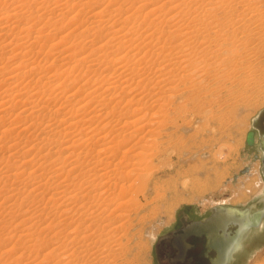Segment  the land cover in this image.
<instances>
[{
    "label": "rangeland",
    "instance_id": "rangeland-1",
    "mask_svg": "<svg viewBox=\"0 0 264 264\" xmlns=\"http://www.w3.org/2000/svg\"><path fill=\"white\" fill-rule=\"evenodd\" d=\"M50 1L51 0H47V2L45 3V7H47L48 9L45 8L44 10L41 11L38 5L40 0H28V4L30 6V8L28 9L32 10L35 13L33 15H30L32 19L28 18L30 16L23 17V19L21 18L17 22L18 24L14 21L15 18L12 16H9L7 14L4 15L3 17L0 16V27L1 25L3 26V24H1L2 22L4 23V26L6 27L11 26L10 28H12V30L10 28L6 29V27L2 28L1 32L3 31V29L5 31H3L0 35V40L2 41L3 40L9 41L11 39L13 41L10 44H7V42L5 41H3V43L0 42L1 45L3 44L8 45V46H4L5 48L2 46V51L0 53V58L2 57L1 61H5V64L3 62L2 63L5 65V67L7 66V72H5V75L14 74L15 71L13 69L19 68L17 66L23 60H27V61L33 60L35 62V63L33 62V65L34 64L36 65V63L38 62L37 64H39V68H40L39 70L37 69L38 71L37 70L32 71L30 74L24 76L23 78L21 77L22 79L19 78L20 80H24V81L17 80L13 86H15L16 89H19L18 86L16 87V84L22 83L23 85H26L25 83H27L28 81L27 79L31 80L32 83H35L36 81L37 84L40 83L43 84L44 81L46 83L48 82L47 84L45 83V85L43 84L44 85L43 89H45V93L43 94V97L40 94H38L37 100H32L33 98L31 100L30 99L26 100L28 98L27 93L20 95V97L19 96L16 97L17 100L16 99L14 100L13 102L14 104H11V107L8 108V109L11 108L10 110H12L9 116L6 115L2 117V114L0 113L1 114L0 144L1 143L8 145L10 143L15 144L17 145V150L20 149L19 151L21 153L24 152L21 155L18 152L19 155L17 157H10L12 158L11 160L10 158L9 159L7 158L8 154L10 155L9 152H5L6 154L2 153L3 156L0 154L2 156L0 157L1 158L0 166L2 162L4 163L5 159H8L10 163L13 165L14 163L15 165H21L22 164L21 162L25 160L26 162L27 161L31 162L28 164H25L24 162L23 166L25 167L24 168L25 170H23V173L15 181L16 183L12 184L13 187L12 189H14L12 190V192L9 189L0 190V264H37V263L55 264L58 262L59 259L60 261L62 260L68 261L70 258H68L67 256L64 258L63 256L66 255L64 253H67L66 251H69L67 255L75 254L77 251L76 250L77 246L75 245L79 244L76 243V241L74 240L76 238H73L72 234L70 233V231L74 228V226H78L77 225L78 222H81L82 228L80 227V229L82 234L81 236L83 238L80 236L77 242L80 241L81 238H82L81 240L85 242L84 235L91 234L92 236H94L93 241L95 242L97 240V242L110 241L114 243V244L112 243L113 246L111 245V243H109V245L113 247L111 248L114 251H116V252L113 251V255H114L113 257L116 258L114 259L113 257L111 258L110 261L111 264H156L154 249L155 246H157L160 243L157 242L156 240L157 238H159L160 235L164 234L166 230H169V226L170 224H172L174 217H177V215H179L181 211H187L189 213V217L191 218L199 217L200 215L198 216L197 213L199 212V214L201 215L207 213V211L211 207L210 204L213 201L220 202L221 200L227 199V201L231 200V203L235 204L237 203L236 201L242 198L243 199L247 198L248 196L247 194H249L247 192L246 193L243 192L244 190H242V181L246 183L245 190H247L246 187L250 188L253 178L251 177L249 180H246V178L242 176V171L246 169V166L248 165L250 167L252 166L250 161L253 160L251 158H253L254 156L260 157L259 152H257L259 147L256 146V144L253 145V143L250 145L245 144V141L247 139V135L250 132L252 133L253 136V130L248 131L251 122H253L256 118L257 119L259 118V122L262 120H263L262 122H264V35L261 38H259V34L256 35L251 34V36H249L246 33H243L242 37L235 38L236 42L233 45H231L230 48L227 49L228 51L229 49H237L238 51V52L236 51L237 53H233V54L225 53L226 50H224L218 52V54L215 56L213 55L214 57L212 56V58L208 57L207 61H206V57L204 56L205 51L199 52L201 50L199 48L200 49L199 51L197 50L194 53L190 54L189 55L190 57L187 56L191 61L195 59L192 62L194 63L193 64L194 68H195V64L197 63L196 64L197 66L195 68L197 70L196 72L189 69V67H191L189 65L191 61H189L185 56L186 53L188 52V50H185V52H183L182 54H176L177 51L165 53L166 55L165 59L169 58L170 60H172V62L173 61L175 62L176 60V64L178 66L177 65L168 66V64L166 65L167 63L166 61H161V59L157 58L156 62L154 61V64H152L151 67L149 66L150 63L148 62L149 64H147V66L149 67L146 68L145 70H141L143 72L136 71L138 67L134 65L135 66L133 67L134 70H131L129 72L130 74L128 75L130 76V79L132 77V80H125V75L127 72H122L121 69H116L117 65L111 64L107 66V68L109 69L106 68L107 73L106 71H103L102 73H104L105 75L103 74V77H100L102 73L99 75V73L97 72L98 70L96 69L100 65L101 66L99 68L103 67L102 65L104 64H102V62L101 64L99 62H96L95 64L90 65V63L86 61L79 65L76 63L77 56H79L77 55V53L80 50H84V52L86 51L88 53V55H86L85 53L84 56H89V58H91L95 51H99V54H101L106 50L105 51L106 55L107 53H110V51L112 52L109 54V56L113 55V53L115 52V50H117L119 46L110 43L112 41L113 42L115 41V40H111L113 39L112 38L113 34H111V32L115 30L117 26L121 27L120 25L124 23L125 25L122 26L125 27V31H126L130 27L131 28L133 27V24L131 22L135 20L136 22L135 24H141L139 27V32L142 34V36H144L145 34H147L148 30H150L152 26L158 21V19L153 20V18L155 17L154 14L161 10L159 8V11L158 10L154 11L152 15L149 13V15L152 16L151 18L150 16L144 18L142 15L143 12L144 13L147 12L149 8L151 9L156 4L163 6L164 9L162 11L166 12L167 11L166 9L168 7H171V4L175 3V1L177 0H144L148 4H146L143 8L142 7L138 8L140 7V5L142 6L143 4H145V2L144 1L141 2V0H90V1L62 0L63 2L61 0H59L58 2L57 0L55 1L52 0L51 2ZM60 1L61 4L59 3ZM189 1L190 0H185L184 2L190 4L192 0L190 2ZM194 1L196 5L204 7V4H206L208 0L206 1L194 0ZM138 2H141V4H138ZM57 4H59L60 6ZM136 4L138 5V7ZM182 6H179L178 10L184 9ZM9 8H11V6L8 7L7 4H3V1L1 2V6H0L1 11L9 10ZM24 8L25 7H23L22 12L23 10H25ZM138 9L140 11H138ZM27 12L29 11H26L25 13L23 12L24 15L25 14L27 15ZM217 12L219 13L220 11L218 10ZM134 13H136L135 14L136 16H134ZM196 13L201 14L202 12L200 11ZM187 20L188 19H185V21L181 20L177 22L176 25L182 24L185 26L186 23H188ZM30 21L31 22L34 21V22L31 23ZM175 21L177 20L174 19V21L172 22L167 21L166 22L167 24L163 23L164 25L167 26L166 27L163 25V29H164L163 33L166 34L168 37L166 36L165 37L166 39L165 38L162 39H164L165 42H167L166 44L167 48L169 47L171 48V45L173 46V48H177V47L179 48L181 44H183V46H186L185 44L189 41L188 39L186 40V37L188 36L186 37L182 36L183 38H181L175 33L176 27L174 28L173 26H170ZM13 22H15V25L14 24L12 25ZM147 23L148 24L150 23L149 27H147L148 25L145 26ZM257 23H254L253 25L261 26L262 24L263 26L264 18L262 19L261 24L260 22ZM30 24L31 25L33 24V27H30L29 35L23 36L25 34L24 29L26 27L28 28ZM6 31L8 32L10 31V32L7 34ZM17 31L19 32V34ZM4 32L6 35L3 34ZM37 32L39 33L37 34ZM143 33L145 34L143 35ZM13 34L14 36L17 35L16 39H18L19 41L15 40ZM164 34L163 37L165 36ZM36 36H38L37 38L38 43L33 44L34 43L33 39ZM189 36L192 37V34H190ZM31 37H33V39H31ZM106 39H110V40H106ZM141 39L139 40L137 39V40L142 41ZM197 39L200 40L199 37H197ZM137 40L132 45L130 44V42L125 41L126 42L124 45L125 56H126L125 58H132L131 56L132 53L136 52L135 45L138 42ZM42 41L45 43H43ZM92 42L93 44H91ZM144 43L145 40L142 41V44ZM27 45L31 46L32 47L31 49L33 51L29 52L28 55L25 54L24 56L19 52L20 51L23 52L24 51L23 47L24 46L27 47ZM104 45L106 46L105 49L102 48L105 47ZM14 46L15 48L13 49ZM127 46L128 48L126 49ZM128 49L130 50V52ZM100 50L102 51L100 52ZM29 55L31 58L29 57ZM69 55L70 57H68ZM182 55L185 57H183ZM135 57L137 56H134V58ZM180 57L181 58L183 57V59L186 58L189 61L188 62L189 64L186 65L185 64L186 62H183V61H187L186 59L181 60V62H179ZM203 57L205 59H202ZM204 60L206 61V63ZM181 65L184 66V68ZM30 66H25L24 71H26ZM79 66L81 69H79ZM21 68H19V70ZM72 68L74 70H72ZM112 69L114 72L112 71ZM108 71H111L113 74ZM119 72H121L120 73L121 75L122 73H124L125 75L123 74L121 76ZM52 73L53 74L55 73L57 75L58 73H60V75L56 77L57 75L56 76L55 74L52 75ZM65 74H69L67 75L68 79L66 78L67 76L65 77ZM108 74L109 75L112 74L111 77H109L110 79L113 78V76L115 75L112 81L116 80V78L118 79L119 78L118 76H120L118 82L116 83L118 84L120 83L119 86L122 88V89L118 88L119 90H116V96L114 93V95L111 97V99L113 98L112 102L108 100L109 98H107L106 94L102 93V90L107 85H109L108 82L111 81V80L109 81L108 79L105 80L104 76L106 75L108 76ZM144 74L147 76L143 78ZM38 75H40L39 77L43 79H40ZM51 76L54 77L52 78ZM102 78L103 81L101 80ZM100 80L105 83L104 84L101 82V85L103 86L105 85L104 88L103 86L100 87ZM65 81L66 83H63ZM97 81L98 83L95 85L94 83H96ZM8 82H9L8 80H6L3 83L1 82L0 90H3ZM57 83L60 84L58 85ZM22 84H18L19 87L23 86ZM96 86H98L95 94L97 96L93 98V101L90 100L91 101L89 103L90 105L89 104L87 105L86 111H84L83 113L81 112L75 113V109H77L79 106V104L77 103L78 100H81L83 98L85 99L86 97L85 95L89 91V89L91 87L94 88ZM51 88H53L54 90L51 93V98L55 97L54 99L49 98L47 95V93H49L50 91L49 90L46 91V89H51ZM30 91L34 92L33 86L30 88ZM1 92L2 91H0V97H1ZM98 92L101 95H99ZM67 95H71V96H67ZM98 95L99 97L100 96L103 97H100L101 99H99ZM104 96L106 98H104ZM18 98L21 99L18 100ZM116 98L121 102V103L117 102L120 104L116 103V101H118ZM23 99L25 100V102H23ZM38 100L41 101L37 103L38 105L41 106L42 103L43 104L46 103L45 106L44 105L42 106L47 108H43L42 110L41 107L39 106L37 108L40 111L36 110V114L31 113L29 110L31 107L30 108L28 107L33 106L34 102H37ZM99 104L100 105L104 104V105L99 106ZM116 104H117V108L115 106ZM58 106L59 107L62 106V108L57 109ZM122 106H124V108ZM25 107L28 108V109L26 108V111L24 110ZM97 107H99L100 109ZM55 108L59 111L57 114L56 112H54ZM50 109L52 112L50 111ZM66 109L70 114L67 112ZM71 109L72 110L74 109L73 113ZM98 109H99V114L97 116H94V114L92 113H96V110ZM113 109L116 111H114ZM41 110L43 112H41ZM100 110L104 111L105 113L101 112ZM124 111H125V119L124 118L120 119V115L124 114ZM19 112H21L22 115L17 114ZM26 112L29 113L27 114ZM127 112L128 114L126 115ZM62 113L63 114L65 113V115H62ZM23 114L25 116H23ZM101 114L106 117L104 116L98 117L101 116ZM33 115H35L36 117ZM55 116H57L55 122H57V124L61 123L59 124L60 126H58L57 129L60 130L61 129L60 127L67 126L72 120L73 121L75 120V121H80L79 122L80 124L76 123V126L72 125L73 127L71 126L72 128L70 129L69 135L73 136L75 134H78L81 138L83 137L90 138L94 136L91 139L92 141L94 140L93 143L91 140L87 142L86 141L87 138L86 139L83 138L84 141L82 142L83 143L82 147L86 151L89 150L87 151L89 153H86L84 158L79 159L80 162H85L82 163V165L85 164V167L82 168V166H79L77 168L78 170L76 169L71 170L73 173L70 171V165H68L67 161L64 163L65 165H63L64 166L63 168L65 169L64 170L63 168H61L62 170L57 169L56 173L55 171L54 173H52L53 170L50 171L49 169L51 167L50 164H47V162L48 163L51 162L50 159H53V157H56L59 154V152L55 151V149L60 151V149L62 148L61 152L64 151L66 152V150H64L65 148H63V146L65 147V145L66 147L69 146L70 149H74V147L77 148L76 146L77 144H75V146L71 148L73 137L71 138V136L69 137L68 135L66 139L64 138L67 141H64L63 139L64 141L63 142L61 140L60 143L62 144L59 145L58 147L59 149L57 148L52 149L53 152L50 148H46V146L45 148L38 149L39 146H41L40 144L38 145L37 148V146L32 147L30 143V142L38 143V141L34 138L36 137L37 133L33 132V130H35V127H33L35 123L39 121L45 124L47 123L48 119H51L52 117ZM91 116L92 118L94 117L97 118L92 119ZM38 117L39 119H37ZM68 117H70V119ZM239 117L241 118V120ZM60 118H62V122H59ZM85 119L86 120L92 119V120L84 121ZM122 119H124L125 122H121L124 121ZM66 120H68L69 122ZM83 121L85 123H83ZM31 122L34 125L31 126L30 128ZM27 123L29 125H27ZM82 123L85 125H83ZM88 123H90V125ZM104 123L105 124L108 123V124L103 125ZM25 124L27 126H24ZM20 126L22 128L26 127V129H28L29 131L25 129L26 133L25 131L21 132L20 130L22 128ZM79 126L81 128L83 126L84 129H81ZM86 126H90V127L92 126L89 129L88 134L91 131L93 132L94 130V133L91 132L93 136L91 134L89 136H86L88 135L86 133L87 131ZM96 126L98 128V131H96L97 135L95 134V130H97ZM75 127L77 128L76 129L77 131L75 130ZM32 128L34 129L32 130ZM57 129H55L54 132V134L56 135L54 136L53 134L54 137L50 136L53 137V139H56L58 136V134L56 133L58 131ZM99 130L102 131V133L98 134ZM113 130H115L114 131L116 133V135L114 134L115 136L113 135L114 133ZM104 132L108 134L106 135L104 134ZM31 133L35 136H33ZM48 133L49 132H46L40 137L43 136L49 137ZM102 134L106 135L105 138L104 139L100 138V140H98L99 136H102ZM129 134H132L133 136L129 138L128 137L130 136ZM126 136L127 138H129L128 141L126 140ZM11 137L13 138L15 137L13 141L11 140L12 139ZM81 138L80 140H82ZM113 138H115V140ZM51 140L52 139H49V141ZM108 141H112L111 143L116 145H119V142H121V144L125 143V147H126L125 151L128 150L127 148H130L125 155L127 158L126 157H125L126 159L121 158L122 150H119V152L116 151L117 152L116 154L115 152H112L113 149H111L112 151L110 150L111 152L108 151L107 155H104L105 154L104 152L99 153L98 150L105 148L104 143ZM25 143H28V145L26 144L27 145L26 146ZM134 144L138 146L136 149L130 147L131 145ZM26 151H28V153L25 154ZM141 151L142 153L145 152L143 155L144 157L138 154V152ZM93 153H95L96 155ZM111 153H113V155ZM127 154H129L130 158H128L129 156ZM114 155L117 156L115 157ZM45 156L47 157L48 161L45 162L46 164H42L44 160L43 158H45ZM94 159H96V161H98L99 159V163L97 162L98 164H96L97 168L93 167V169L92 168L90 169V167L93 165V163L90 162H94ZM39 160L42 161L40 162ZM133 160L135 163L133 162ZM124 161H126V163ZM116 162H118L120 166L119 165L117 166ZM38 164L40 167L38 166ZM123 165L125 166L121 167ZM80 169L81 170L83 169L82 172ZM85 170H87L88 173ZM119 172H122L123 175L120 176L121 173ZM60 173L62 174V176ZM52 174H54L57 177L53 176ZM108 174L110 176L115 177V180L119 178L117 180L118 182L114 181V178L112 177L110 178ZM115 174L116 175L118 174V177H116ZM32 175L34 177H36L37 175L36 179H33L34 177H32ZM122 176L123 177L128 176V177L124 179ZM235 177L237 178L236 180H234ZM83 179L85 180L82 181ZM87 179L88 180L90 179L89 181L92 182L94 181L93 184L94 183L96 184L90 187L91 185L86 184L87 182H89ZM255 179L256 178H254V180ZM193 180L196 182L195 185L196 187L194 191L191 185L194 182ZM66 182H68L69 184ZM82 182L84 183L86 182V183L81 186L82 188H79L80 183ZM115 182L116 184L118 183V185H115ZM120 183L121 185L122 184L124 185V183L126 185V186L124 185V187H126L125 195L123 194L124 196H121L123 198L118 196V193L119 192L122 193L124 189L123 187L122 189H120V191H118V188L121 187ZM73 184H77L78 187ZM42 187H44V189ZM74 187L76 188L75 190H73ZM89 187L92 189H90ZM78 188H79L78 194L80 195V197L79 195L76 196L78 198V201L77 204L74 205L77 206L79 203L80 204L88 203L87 205H85L86 207H84L83 210H85V208H88L86 209V212L87 210H89L90 212L91 209H94L97 213L95 211L93 212V210L91 213L94 214V217L96 219L93 216H86L88 217V218L85 217L86 220L84 218V220L80 221L78 216L74 213L73 208L75 206H73V204L70 205L71 203L63 202L64 201L63 199H65V197L75 193V191H77ZM190 188H192L191 191ZM44 190L48 194L44 195L45 198H41L43 194L42 192H44ZM89 190H91L92 192ZM60 192H62V194ZM54 193L56 196L54 195ZM57 194H59L58 197ZM84 194L86 195L84 196ZM53 196L57 199L60 196L62 197L56 202L53 200L54 203L52 202L53 204L51 203L52 204L51 205L49 201L51 202L52 199H55ZM83 196L85 199L89 198V201L85 200ZM94 197L95 200H93ZM82 198L84 199V202H82L83 200ZM91 201L93 202V204L90 203ZM250 201H252V199ZM69 208L71 209L70 211L67 210ZM64 210H67L69 212H67V214L63 213L65 212ZM107 217H109L110 219ZM94 219L97 220V222ZM93 220L95 222H93ZM83 221H87L85 222V225L89 226V224H91L87 228L88 230L83 229V225H84L82 223ZM99 221H102L103 225L101 222L99 223ZM69 222L70 225L67 224ZM50 223L52 224L50 225ZM100 226L101 228L104 227L105 229H101ZM97 230L100 235H98V233H95L97 232ZM159 233L160 235L156 238V236ZM65 235L72 236V239L74 241L70 239L71 238L70 236H68V238L71 241L66 240V238L64 237ZM96 236H98L97 237L98 239L95 240ZM115 240L119 242H116ZM62 242L64 244L65 242L66 243L69 242L70 244L68 243V245L65 244L66 246L65 245L62 246L61 245L63 244ZM73 242L74 244H72ZM88 242L89 241L87 238L86 243ZM5 243L7 245H5ZM24 245L26 246L27 249L24 248L25 247ZM47 245L51 246L52 248ZM58 245H61L62 247H58ZM115 245H118L119 247ZM67 246H69L70 248ZM41 247H44L43 248L44 251L40 250ZM64 247H67L68 250H66ZM60 248L62 249L61 252H60ZM164 248L166 250L168 248L167 245H164ZM64 249L65 252H62L64 251ZM36 250L37 251L39 250L38 251L39 253ZM46 253L47 254L51 253L52 256L54 255L53 257L51 256L48 259V262L45 261L46 260L45 256H42L43 254L47 255ZM81 254L83 255V253ZM169 257L166 258L165 261L166 264L172 263L171 261H169ZM84 258L86 257L84 256ZM55 259L58 260L55 261ZM80 259L82 261V258H80L79 256L77 261L74 260L76 261V264L83 263V261L82 263L80 262ZM43 261H45V263H43ZM66 261L64 264H71V263L75 264L74 261L70 263L69 262L66 263ZM262 261H264V226L262 230L252 235V237H250L247 240V242H245L244 251L240 252L236 256L235 262L233 264H263L264 262L262 263ZM59 263L63 264V262L62 263L58 262L57 264Z\"/></svg>",
    "mask_w": 264,
    "mask_h": 264
},
{
    "label": "bare ground",
    "instance_id": "bare-ground-1",
    "mask_svg": "<svg viewBox=\"0 0 264 264\" xmlns=\"http://www.w3.org/2000/svg\"><path fill=\"white\" fill-rule=\"evenodd\" d=\"M3 1V4H7L8 5V7L9 6H11V8H9V10H5V11H1V9H0V16L1 17H3L4 15H9V16H12V17H14L15 18V22L17 23L21 18L23 19V17H27V16H30V15H33L35 12H33L32 10H30V9H28V8H30V6H29V4H28V0H0V6H1V2ZM52 1V0H51ZM50 1V2H51ZM55 1V0H54ZM53 1V2H54ZM59 0H57V2H58ZM62 1V0H61ZM61 1L59 2L60 4H61ZM90 1V0H89ZM144 0H141V2H143ZM179 0H177V1H175V3H173V4H171V7H168L166 10V12H163L162 10L164 9V7L163 6H161V5H154L151 9L149 8V10L147 11V12H143V17L144 18H147V16L149 17L150 16V18L152 17L151 15L153 14V12L154 11H156V10H158L159 11V8H160V10L161 11H159V12H157V13H155L154 15H155V17L153 18V20L154 19H158V21L152 26V28L150 29V30H148V32H147V34H145V33H143V35L144 36H142V34L139 32V27H140V25L141 24H135L136 22H135V20L134 21H132L131 23L133 24V27L131 28H129V29H127L126 31H125V27L124 26H122V25H125L124 23L122 24V25H120L121 27H119V26H117V28H115V30H110V31H112L111 32V34H113V36H112V38L113 39H111V40H115L114 42L112 41V42H110V43H113V45L114 44H116L117 46H119L118 48H117V50H115L114 48V50H115V52L113 53V55H110V56H112V57H110L109 56V54L112 52V51H110V53H107V55L105 54V51L103 52V53H101V54H99V51H95L94 53H93V56L91 57V58H89V56H84V54L86 53V55H88V53L85 51L84 52V50H80L78 53H77V55H79V56H77V59H76V63L77 64H82L83 62H88V63H90V65H93V64H95L96 62H99L100 64H101V62H102V64H104V65H102L103 67H101V68H99V67H97V69L96 70H98L97 72L99 73V75L103 72V71H106L107 69H109V68H107V66L108 65H111V64H115V65H117L116 67V69H121L122 70V72H127L126 73V75L124 74V73H122V75L124 74L125 75V80H132V77H131V79H130V76H128L130 73V71L131 70H134V68L133 67H135L134 65H136L138 68H137V70H136V68H135V70L136 71H141V70H145L146 68H148L149 66L151 67V65L152 64H154V61L156 62V59L157 58H159V59H161V61H166L165 63H166V65L168 64V66H171V65H177L176 64V60H175V62L173 61L172 62V60H170L169 58H167V59H165V53L166 52H174V51H177L176 52V54H182L183 52H185V50H188V52L186 53V55L185 54H183V55H185L186 57L188 56V57H190L189 55L190 54H192V53H194L195 51H199L200 49V51L199 52H201V51H205V57H206V61H207V58L209 57V58H212V56L214 55H217L218 54V52H221V51H224V50H226V52L225 53H231V54H233V53H237L238 51H237V49H229V51L227 50L228 48H230V46L231 45H233L235 42H236V39L235 38H240V37H242V35H243V33H246L247 35H249V36H251V34L252 35H256V34H259V38H261L263 35H264V28H263V26H262V24H261V22H262V19L264 18V0H208L207 2H206V4H204V7H201V6H199V5H196L195 4V1L194 0H190L189 2H190V4H188V3H185L183 0L182 1H179ZM206 1V0H205ZM30 2V1H29ZM32 2V1H31ZM38 2V1H37ZM47 2V0H40V2H39V8L41 9V11L42 10H44L45 8H47V7H45V3ZM63 2V1H62ZM141 2H138V4H141ZM145 2V1H144ZM55 3V2H54ZM53 3V4H54ZM70 3V2H69ZM150 3V2H149ZM153 3H154V1H153ZM168 3H171V2H168ZM68 4V3H67ZM71 4V3H70ZM146 4H148L147 2H145V4H143L142 6L140 5V7H138V5H137V7L138 8H143ZM161 4V3H160ZM162 4H164V3H162ZM182 4H183V6H182ZM56 5V4H55ZM54 5V6H55ZM57 5H59V4H57ZM91 5V4H90ZM151 5V4H150ZM202 5V4H201ZM4 6V5H3ZM47 6V5H46ZM60 6V5H59ZM67 6V5H66ZM179 6H182L184 9H181V10H178L179 8ZM23 7H25L24 9L26 10V11H29V12H27V15L25 14L24 15V13L26 12L25 10H23V12H22V9H23ZM26 7H27V9H26ZM63 7V6H62ZM136 7V8H137ZM34 8V7H33ZM38 8V9H39ZM7 9V8H6ZM48 9V8H47ZM84 9V8H83ZM37 10V9H36ZM128 10V9H127ZM178 10V11H177ZM220 11L219 13L217 12V11ZM68 11V10H67ZM93 11V10H92ZM91 11V12H92ZM138 11H140L139 9H138ZM146 11V10H145ZM202 12L201 14L200 13H196V12ZM128 12H130V11H128ZM137 12V11H136ZM142 12V11H141ZM162 12V13H161ZM174 12V13H173ZM133 13V12H132ZM149 13L151 14V15H149ZM136 13H134V16H136L135 15ZM126 15H127V13H126ZM125 15V16H126ZM130 15H131V13H130ZM141 15V16H142ZM94 16H96V15H94ZM98 16V15H97ZM115 17V16H114ZM28 18H31V16L30 17H28ZM129 18V17H128ZM140 18V17H139ZM176 18H178V19H176ZM1 19H3V18H1ZM32 19V18H31ZM101 19V18H100ZM134 19V18H133ZM174 19L175 20H177V21H175L172 25H170V26H173L174 28L176 27V30H175V33L178 35V36H180L181 38H183V37H186V36H188V37H186V40L188 39L189 41L185 44L186 46H183V44H181L180 46H179V48L177 47V48H173V46L171 45V48L169 47V48H167V46H166V44H167V42H165V40L164 39H162V38H165L167 35L166 34H164L163 33V31H164V29H163V23H166L167 21H174ZM185 19H188L187 21H188V23H186V25L184 26V25H182V24H179V25H176V23L177 22H179V21H185ZM30 20V19H29ZM28 20V21H29ZM43 20V19H42ZM109 20V19H108ZM107 20V21H108ZM127 20V19H126ZM139 20V19H138ZM46 21V20H45ZM5 22V21H4ZM15 22H13L12 23V25L14 24L15 25ZM31 22V21H30ZM29 22V23H30ZM32 22H34V21H32ZM31 22V23H32ZM129 22V21H128ZM155 22V21H154ZM257 22H260V24H261V26L259 25V26H254L253 24L254 23H257ZM131 23H129V24H131ZM181 23V22H180ZM184 23V22H183ZM1 24H3V26L1 25V27H0V35H1V33L3 32V31H5L4 29H3V31L1 32V29L2 28H4V27H6V26H4V23H2L1 22ZM5 24H7V23H5ZM18 24V23H17ZM109 24V23H108ZM167 24V23H166ZM185 24V23H184ZM258 24V23H257ZM148 25V26H147ZM168 25H169V23H168ZM251 25H253V26H251ZM102 26V25H101ZM128 26V25H127ZM132 26V25H131ZM145 26H147V27H149L150 26V23L148 24H146ZM164 26H166V25H164ZM11 27V26H10ZM10 27H6V29H9ZM30 27H33V24L31 25L30 24V26L27 28H25L24 29V32H25V34L23 35V36H28L29 35V31H30ZM35 27V26H34ZM80 27V26H79ZM95 27V26H94ZM147 27H145V28H147ZM167 27V26H166ZM14 28V27H13ZM42 28V27H41ZM40 28V29H41ZM128 28V27H127ZM11 30H12V28H10ZM33 29V28H32ZM35 29V28H34ZM55 29V28H54ZM10 30V31H11ZM142 30V29H141ZM9 31V32H10ZM18 31H19V29H18ZM17 31V32H18ZM21 31V30H20ZM35 31V30H34ZM59 31V30H58ZM150 31V32H149ZM7 32V34L9 33L8 31H6ZM14 32V31H13ZM139 32V33H138ZM12 33V32H11ZM16 33V32H15ZM39 32H37V34H38ZM42 33V32H41ZM72 33V32H71ZM3 34H5V32L3 33ZM17 34V33H16ZM18 34H19V32H18ZM17 34V35H18ZM163 34L165 35L164 37H163ZM175 34V35H176ZM190 34H192V37H190L189 35ZM6 35V34H5ZM4 35V36H5ZM17 35L16 36H14V34H13V36L15 37V40H17V41H19L18 39H16L17 38ZM36 35V34H35ZM137 35V36H136ZM172 35V34H171ZM176 35V36H177ZM19 36V35H18ZM183 36V37H182ZM111 37V36H110ZM141 37H142V39H141ZM168 37V36H167ZM169 37H170V34H169ZM197 37H199V39L200 40H198L197 39ZM23 38V37H22ZM27 38V37H26ZM37 38H38V36H36V37H34V39H33V37H31V39H33V44H37L38 43V40H37ZM106 38H108V37H106ZM7 39V38H6ZM59 39H60V37H59ZM139 39H141L142 41L143 40H145V43L144 44H142V41H138ZM166 39V38H165ZM179 39V38H178ZM9 40V39H8ZM40 40H42V39H40ZM85 40V39H84ZM88 40V39H87ZM106 40H110V39H106ZM136 40L138 41L137 42V44L135 45L136 46V52H134V53H132V58H125L126 56H125V49H124V45H125V43L126 42H130V44L132 45V44H134L135 42H136ZM174 40H176V39H174ZM3 41H5V40H3ZM3 41L2 40H0V42H2L3 43ZM30 41V40H29ZM126 41V42H125ZM5 42H7V44H10L11 42H13L12 41V39L11 40H9V41H5ZM32 42V41H31ZM43 42V41H42ZM106 42V41H105ZM184 42V41H183ZM16 43V42H15ZM43 43H45V42H43ZM104 43V42H103ZM14 44V43H13ZM12 44V45H13ZM17 44V43H16ZM19 44V43H18ZM91 44H93V42L91 43ZM105 44V43H104ZM107 44V43H106ZM129 44V45H130ZM168 44H169V42H168ZM175 44V43H174ZM207 44V45H206ZM0 45H1V43H0ZM100 45V44H99ZM150 45V46H149ZM2 46L4 47V46H8V45H6V44H3V45H1L0 46V53H1V51H2ZM34 46V45H33ZM103 46V45H102ZM105 46V45H104ZM110 46V45H109ZM148 46V47H147ZM177 46V45H176ZM25 47V48H24ZM23 47V49H24V51L23 52H19L20 54H23L24 56H25V54H27L28 55V53L29 52H31V51H33L31 48V46H29V45H27V47L26 46H24ZM35 47V46H34ZM39 47V46H38ZM43 47H45V46H43ZM54 47H55V45H54ZM68 47V46H67ZM99 47H101V46H99ZM98 47V48H99ZM113 47V46H112ZM133 47V46H132ZM5 48V47H4ZM15 48V46L13 47V49ZM22 48V47H21ZM40 48V47H39ZM79 48V47H78ZM89 48V47H88ZM102 48H106V46L105 47H102ZM116 48V47H115ZM128 48V46L126 47V49ZM200 48V49H199ZM51 49V48H50ZM68 49V48H67ZM90 49V48H89ZM96 49V48H95ZM95 49H93V50H95ZM100 49V48H99ZM103 49V50H104ZM169 51H168V50ZM174 49H176V50H174ZM10 50H12V49H10ZM88 50V49H87ZM111 50V49H110ZM129 50V49H128ZM17 51V50H16ZM15 51V52H16ZM50 51V50H49ZM48 51V52H49ZM102 50H100V52H101ZM228 51V52H227ZM237 51V52H236ZM91 52V51H90ZM89 52V53H90ZM129 52H130V50H129ZM203 53V52H202ZM13 54V53H12ZM35 54V53H34ZM129 54V53H128ZM134 54V55H133ZM170 54V53H169ZM174 54V53H173ZM196 54V53H195ZM199 54V53H198ZM22 55V56H23ZM64 55H67V54H64ZM182 55V56H183ZM14 56V55H13ZM17 56V55H16ZM35 56H37V55H35ZM114 56V57H113ZM134 56H137V57H135L134 58ZM161 56V57H160ZM185 56H183V57H185ZM213 56V57H214ZM29 57H30V55H29ZM41 57V56H40ZM68 57H70V55L68 56ZM101 57H103V58H101ZM183 57L181 58L180 57V61L179 62H181V60H185V59H183ZM187 57V59L189 60V58ZM25 58H27V57H25ZM31 58V57H30ZM177 58H179V57H177ZM1 59H2V57L0 58V83L2 82H5L6 80H8L9 82L7 83V85H5V87H4V89L3 90H0V91H2L1 92V97H0V113L2 114V117L3 116H6V115H8L9 116V114H11V111L12 110H10V109H8L9 107H11V104H14L13 102H14V100L16 99L17 100V98L16 97H20V95H23V94H28V98L26 99V100H28V99H32V100H37V96H38V94H40L42 97H43V94L45 93V89H43L44 87V85H45V81L43 82V84H37L36 83V81H35V83H32L31 82V80H29V79H27L28 81H27V83H25L26 85H23L22 83H17L16 84V87L18 86V88L19 89H16L15 88V86H13L15 83H16V81L17 80H19V81H24V80H20V79H22L24 76H26V75H28V74H30L32 71H35V70H39L40 68H39V64H37L38 62V60L36 61L37 63H36V65L34 64L33 65V60L32 61H27V60H23V61H21V63L20 64H18V66L17 67H19V68H21L20 70H19V68H15V69H13L14 71H15V73L14 74H12V75H5V72H7V66L5 67V61H1ZM5 59V58H4ZM3 59V60H4ZM44 59V58H43ZM42 59V60H43ZM71 59V58H70ZM171 59H173V58H171ZM186 59V60H187ZM197 59V58H196ZM202 59H205L204 57L202 58ZM6 60V59H5ZM10 60V59H9ZM30 60V59H29ZM46 60V59H45ZM44 60V61H45ZM133 60V61H132ZM183 61V62H186L185 64L187 65V64H189L188 62L189 61H191V60H189V61ZM193 60H195V59H193ZM192 60V61H193ZM48 61V60H47ZM178 61V60H177ZM191 61V63L189 64L191 67H189V69H191L192 71H197L195 68H196V64H195V68L193 67V62ZM205 61V60H204ZM206 61H205V63H206ZM4 64H3V63ZM7 62V61H6ZM42 62V61H41ZM150 64H149V63ZM199 62V61H198ZM35 63V62H34ZM47 63V62H46ZM204 63V62H203ZM147 64H149V66H147ZM164 64V63H163ZM6 65H8V64H6ZM30 65H32V66H30ZM42 65V64H41ZM50 65V64H49ZM74 65V64H73ZM84 65H86V64H84ZM89 65V66H90ZM156 65V64H155ZM154 65V66H155ZM184 65V64H183ZM188 65V66H189ZM21 66V67H20ZM25 66H30L26 71H24V67ZM98 66V65H97ZM113 66V65H112ZM178 66V65H177ZM182 66V65H181ZM185 66V65H184ZM184 66H182L183 68H184ZM9 67V66H8ZM41 67V66H40ZM82 67V66H81ZM162 67H163V65H162ZM186 67V66H185ZM208 67V66H207ZM10 68H12V67H10ZM27 68V67H26ZM69 68V67H68ZM99 68V69H98ZM107 68V69H106ZM133 68V69H132ZM154 68V67H153ZM168 68V67H167ZM23 69V70H22ZM66 69V68H65ZM79 69H81L80 68V66H79ZM87 69H88V67H87ZM95 69V68H94ZM198 69V68H197ZM12 70V69H11ZM37 70V71H38ZM41 70H43V69H41ZM40 70V71H41ZM72 70H74L73 68H72ZM96 70H95V72H96ZM152 70V69H151ZM178 70H179V68H178ZM188 70V69H187ZM63 71V70H62ZM61 71V72H62ZM112 71H113V69H112ZM120 71V70H119ZM147 71V70H146ZM156 71V70H155ZM170 71H172V70H170ZM186 71V70H185ZM60 72V73H61ZM67 72V71H66ZM108 72H111V71H108ZM114 72V71H113ZM137 72V73H138ZM141 72H143V71H141ZM179 72V71H178ZM194 72V73H195ZM38 73V72H37ZM60 73H58V75H60ZM68 73V72H67ZM106 73H107V71H106ZM112 73V72H111ZM121 72H119V74H120ZM132 73V72H131ZM153 73V72H152ZM193 73V72H192ZM55 74V73H54ZM53 73H52V75H54ZM62 74V73H61ZM77 74V73H76ZM103 74L104 73H102V75L100 76V77H103ZM113 74V73H112ZM112 74H108V76L106 75V76H104L105 77V80H111L110 82H108V84L109 85H107L106 87H105V85L103 86V85H101V82L103 81V78L100 80V87H102L103 86V90H102V93H104V94H106V96H107V98H109L108 100H110L111 102H112V99H111V97L114 95V93H115V96H116V90H119L118 88H120V89H122L119 85H120V83L118 84V83H116V82H118V79L120 78V76H118L119 78L117 79L116 78V80H113L112 81V79L114 78V76H113V78H109V77H111V75ZM166 74H167V72H166ZM177 74H179V73H177ZM49 75H51V74H49ZM57 74H55V76H56ZM58 75L56 76V77H58ZM67 75H69V74H65V77L67 76ZM85 75V74H84ZM91 75V74H90ZM97 75V74H96ZM98 75V76H99ZM105 75V74H104ZM121 75V74H120ZM121 75V76H122ZM133 75V74H132ZM155 75V74H154ZM35 76V75H34ZM40 75H38V77H39ZM46 76V75H45ZM89 76V75H88ZM140 76V75H139ZM145 76H147V75H145L144 74V76H143V78L145 77ZM149 76V75H148ZM165 76V75H164ZM190 76H191V74H190ZM22 77V78H21ZM50 77V76H49ZM49 77H48V79H49ZM52 78L54 77V76H51ZM55 77V78H56ZM65 77H63V78H65ZM138 77V76H137ZM142 77V76H141ZM20 78V79H19ZM40 78V77H39ZM67 79H68V76L66 77ZM86 78V77H85ZM139 78V77H138ZM137 78V79H138ZM147 78V77H146ZM152 78V77H151ZM168 78H170V77H168ZM30 79H32V78H30ZM36 79V78H35ZM40 79H43V78H40ZM45 79V78H44ZM59 79V78H58ZM61 79V78H60ZM82 79H83V77H82ZM96 79H97V77H96ZM63 80V79H62ZM89 80V79H88ZM122 80V79H121ZM123 80H124V78H123ZM143 80V79H142ZM141 80V81H142ZM95 81V80H94ZM34 82V81H33ZM60 82V81H59ZM82 82V81H81ZM125 82V81H124ZM48 83V82H47ZM46 83V84H47ZM63 83H66V81L65 82H63ZM98 83V81L96 82V83H94L95 85ZM102 83H104V82H102ZM152 83V82H151ZM155 83V82H154ZM18 84H22L23 86H21V87H19V85ZM58 84V83H57ZM60 84V83H59ZM58 84V85H59ZM74 84V83H73ZM86 84V83H85ZM84 84V85H85ZM105 84V83H104ZM142 84V83H141ZM2 85V84H1ZM55 85V84H54ZM81 85H82V83H81ZM95 85H92V86H95ZM151 85V84H150ZM33 86V88H34V92H31L30 91V88ZM49 86V85H48ZM51 86V85H50ZM87 86H88V84H87ZM123 86V85H122ZM55 87V86H54ZM53 87V88H54ZM81 87V86H80ZM99 87V88H100ZM53 88H51V89H46V91L47 90H49L50 92L49 93H47V95H48V97L49 98H51V93L54 91L53 90ZM98 88V86H96V87H94V88H90L89 89V91L86 93V95H85V93H84V95L86 96L85 97V99L83 98V99H81V100H78V104H79V106H78V108L77 109H75V113H79V112H81V113H83L84 111H86V109H87V105L91 102L90 100H92L93 101V98L94 97H96L97 95H95L96 94V89ZM154 88V87H153ZM82 89V88H81ZM138 89V88H137ZM61 90V89H60ZM101 90V89H100ZM74 91V90H73ZM80 91V90H79ZM97 91H99V90H97ZM123 91V90H122ZM64 92V91H63ZM83 92V91H82ZM99 92H101V91H99ZM98 92V93H99ZM74 94V93H73ZM72 94V95H73ZM80 94V93H79ZM138 94V93H137ZM53 95H55V94H53ZM57 95V94H56ZM83 95V94H82ZM99 95H101L100 93H99ZM99 95H98V97H99ZM118 95H119V93H118ZM159 95V94H158ZM67 96H71V95H67ZM74 96V95H73ZM109 96V97H108ZM57 97V96H56ZM100 97H103V96H100ZM99 97V99H101ZM55 97H53V98H51V99H54ZM104 98H106L105 96H104ZM115 98V97H114ZM118 98V97H117ZM116 98V99H117ZM21 98H18V100H20ZM43 99V98H42ZM64 99V98H63ZM70 99V98H69ZM98 99V98H97ZM98 99V100H99ZM150 99V98H149ZM98 100H96V101H98ZM104 100V99H103ZM102 100V101H103ZM118 100V99H117ZM40 100H38L37 102H34V105L33 106H27L28 108H30L29 110H30V112L31 113H35L36 114V110L37 111H40L37 107H39L40 105H38L37 103L39 102ZM100 101V100H99ZM20 102V101H19ZM22 102V101H21ZM23 102H25V100L23 99ZM41 102V101H40ZM43 102H44V100H43ZM117 102H120L119 100L118 101H116V103ZM125 102V101H124ZM47 103H48V101H47ZM102 103V102H101ZM121 103V102H120ZM120 103H117V104H120ZM40 104V103H39ZM46 104V103H45ZM45 104H43L42 103V105H44L45 106ZM107 104V103H106ZM108 104H110V103H108ZM117 104L115 105L116 106V108H117ZM40 106L41 107V109L43 110V108H47V107H43V106ZM71 105V104H70ZM90 105V104H89ZM104 104H99V106H103ZM108 106V105H107ZM27 107H25V111H26V108ZM106 107V106H105ZM123 108H124V106H122ZM24 108V107H23ZM23 108H21V109H23ZM27 108V109H28ZM37 108V109H36ZM62 108V106L61 107H59L58 106V108L57 109H61ZM97 108H99V107H97ZM96 108V109H97ZM101 108H104V107H101ZM56 108H55V110H54V112H56V114L59 112L58 110H57ZM74 109L72 110V113L74 112ZM100 109V108H99ZM99 109L98 110H96V113H92V114H94V116H97L98 114H99ZM112 109V108H111ZM115 109V108H114ZM113 109V110H114ZM148 109H150V108H148ZM23 110V111H24ZM41 110V112H43ZM47 110V109H46ZM67 110V109H66ZM70 110V109H69ZM92 110H93V107H92ZM105 110V109H104ZM50 111H51V109H50ZM65 111V110H64ZM63 111V112H64ZM101 111V110H100ZM114 111H116V110H114ZM123 111V110H122ZM141 111V110H140ZM18 112V111H17ZM52 112V111H51ZM53 112V113H54ZM67 112H68V110H67ZM98 112V113H97ZM101 112H104V111H101ZM109 112V111H108ZM13 113H15V112H13ZM27 113V112H26ZM29 113V112H28ZM27 113V114H28ZM69 113V112H68ZM71 113V114H72ZM105 113V112H104ZM110 113V112H109ZM118 113H121V112H118ZM130 113V112H129ZM0 114V115H1ZM17 114H21V112H19V113H17ZM41 114V113H40ZM52 114V113H51ZM51 114H50V116H51ZM70 114V113H69ZM128 114V112L126 113V115ZM159 114V113H158ZM22 115V114H21ZM31 115V114H30ZM29 115V116H30ZM62 115H65V113L63 114L62 113ZM119 115V114H118ZM7 116V117H8ZM23 116H25L24 114H23ZM33 116H35V115H33ZM48 116V115H47ZM67 116H68V114H67ZM67 116H64V117H67ZM72 116H74V115H72ZM93 116V115H92ZM92 116H91V118H92ZM102 116H104V115H102L101 114V116H98V117H102ZM113 116V115H112ZM131 116V115H130ZM19 117V116H18ZM36 117V116H35ZM104 117H106V116H104ZM17 118V117H16ZM15 118V119H16ZM32 118H34V117H32ZM57 118V116H55V117H52L51 119H48L47 120V123H45V124H43V122L41 123V122H37V123H35V125L34 124H32V122L30 123V128H31V126H33V127H35V130H33L34 128H32V130H33V132H36L37 134H36V137H34L37 141H38V143L36 142V143H32V142H30L31 143V145H32V147H36L37 146V148H38V145L40 144L41 146H39V148L38 149H42V148H45V146H46V148H50L51 150L52 149H55V148H57V149H59L58 147H59V145H61L62 143H60L61 142V140L63 141V139L65 138L66 139V137L70 134V129L73 127L72 125H75L76 126V123H78V124H80L79 122L80 121H71L67 126H63V127H60L61 129L59 130V129H57V127L58 126H60L59 124H61V123H59V124H57V122H55L56 119ZM69 119H70V117H68ZM78 118V117H77ZM94 118H97V117H94ZM94 118H92V119H94ZM118 118H119V116H118ZM121 118H124L125 119V111H124V114H121L120 115V119ZM240 118V117H239ZM37 119H39V117L37 118ZM42 119V118H41ZM46 119V118H45ZM59 119V118H58ZM88 119H89V117H88ZM84 120V121H91L92 119H90V120ZM124 119H122V120H124ZM44 120V119H43ZM61 120V121H60ZM60 120H59V122H62V118H60ZM65 120V119H64ZM240 120H241V118H240ZM239 120V121H240ZM37 121V120H36ZM42 121V120H41ZM66 121H68V120H66ZM83 121V123H85ZM69 122V121H68ZM93 122V121H92ZM105 122V121H104ZM118 122V121H117ZM121 122H125V120L124 121H121ZM12 123V122H11ZM64 123V122H63ZM62 123V124H63ZM82 123V124H83ZM101 123V122H100ZM17 124V123H16ZM81 124V125H82ZM89 125H90V123H88ZM108 124V123H107ZM107 124H103V125H107ZM142 124V123H141ZM12 125V124H11ZM10 125V126H11ZM27 125H29L28 123H27ZM26 124L24 125V126H27ZM66 125V124H65ZM83 125H85V124H83ZM120 125V124H119ZM22 126V125H21ZM20 126V127H21ZM72 126V127H71ZM116 126H117V123H116ZM115 126V127H116ZM139 126V125H138ZM80 127V126H79ZM87 127V131H86V133L88 134V132H89V129L92 127H90V126H86ZM2 128H3V126H2ZM6 128V127H5ZM22 128V127H21ZM81 128V127H80ZM158 128V127H157ZM25 129H26V127L25 128H22L20 131L22 132V131H25ZM55 129H57L56 131V133L58 134V136H57V138L56 139H53V137L56 135V134H54V132H55ZM77 128L75 127V130H76ZM79 129V128H78ZM81 129H84V127L82 126V128ZM96 129L97 130H95V134L97 133L96 131H98V128H97V126H96ZM102 129V128H101ZM104 129V128H103ZM113 129V128H112ZM120 129V128H119ZM132 129V128H131ZM27 131H29L28 129H26ZM31 130V129H30ZM80 130V129H79ZM92 130V129H91ZM107 130V129H106ZM140 130V129H139ZM77 131V130H76ZM112 131V130H111ZM115 130H113V132H114ZM118 131V130H117ZM135 131V130H134ZM137 131V130H136ZM46 132H49L48 133V136L49 137H40V136H42L43 134H45ZM73 132V131H72ZM75 132V131H74ZM92 132V131H91ZM91 132L88 134V135H86V136H89L90 134H91ZM121 132V131H120ZM119 132V133H120ZM4 133V132H3ZM2 133V134H3ZM8 133V132H7ZM25 133H26V131H25ZM92 133H94V130H93V132ZM99 133H102V131H100L99 130V132H98V134ZM132 133H134V132H132ZM138 133H139V131H138ZM6 134V133H5ZM23 134V133H22ZM32 134V133H31ZM53 134H54V136H53ZM73 134V133H72ZM84 134V133H83ZM104 134H106L105 132H104ZM104 134H102V136H99V139L98 140H100V138H102V139H104L105 138V136L108 134H106V135H104ZM116 135V133L114 132L113 133V135ZM19 135V134H18ZM24 135V134H23ZM33 135V134H32ZM31 135V136H32ZM47 135V134H46ZM45 135V136H46ZM82 135V134H81ZM92 135V134H91ZM97 135V134H96ZM95 135V136H96ZM114 135V136H115ZM130 136H128L129 138H131V136H133L132 134H129ZM13 136V135H12ZM17 136V135H16ZM15 136V137H16ZM33 136H35V135H33ZM50 136H53V137H50ZM71 135H69V137H70ZM93 136V135H92ZM14 137V138H15ZM40 137V138H39ZM73 137V139H72V144H71V148L73 147V146H75V144H77L76 146H77V148H75L74 147V149H70V147L68 146V147H66V145H65V147L63 146V148H65L64 150H66V152L64 151V152H61V149H60V151L59 150H56L55 149V151H57V152H59V154L56 156V157H53V159H50L51 160V162L50 163H48L47 162V164H50V171L51 170H53L52 171V173H54V171H55V173L57 172V169H61V168H63L64 166L63 165H65L64 163L67 161L68 162V165H70V171L71 170H78L77 168L79 167V166H82V168L83 167H85V164H83L82 165V163H85V162H80V158L82 159V158H84L85 157V154L86 153H89V152H87V151H89V150H85V149H83V147H82V145H83V138H85V137H83V138H81L78 134H75V135H73V136H71V138ZM94 137V136H93ZM93 137H90V138H85L86 139V141L87 142H89V140H91ZM12 139V141H13V137H11ZM24 138V137H23ZM26 138V137H25ZM80 138L82 139V140H80ZM111 138V137H110ZM116 138V137H115ZM115 138H113L114 140H115ZM122 138V137H121ZM125 138V137H124ZM129 138H127V136H126V140L128 141V139ZM141 138V137H140ZM27 139H28V137H27ZM49 139H52L51 141H49ZM64 139V141H67V140H65ZM95 139V138H94ZM109 139V138H108ZM8 140H9V138H8ZM26 140V139H25ZM110 140V139H109ZM34 141V140H33ZM49 141V142H48ZM63 141V142H64ZM69 141V140H68ZM71 141V140H70ZM92 141V140H91ZM94 141V140H93ZM93 141H92V143H93ZM104 141V140H103ZM107 141V140H106ZM113 141V140H112ZM112 141H108V142H106V143H104V145H105V148H102V149H100V150H98V152L100 153H102V152H104L105 154L104 155H107V153H108V151L109 152H111L112 150L111 149H113V151L112 152H115V154L117 153V152H119V150H122L121 151V158H125L126 156V153H127V151L130 149V148H127L126 150L127 151H125V143H123V144H121V142H119V145H116V144H112L111 142ZM152 141V140H151ZM22 142V141H21ZM24 142H26V141H24ZM97 142V141H96ZM7 143V142H6ZM14 143V142H13ZM60 143V144H59ZM70 143V142H69ZM100 143V142H99ZM115 143V142H114ZM19 144V143H18ZM28 145V143H25V145ZM68 144V143H67ZM87 144V143H86ZM95 144V143H94ZM26 145V146H27ZM89 146H90V144H89ZM85 147V146H84ZM92 147V146H91ZM124 147V148H123ZM131 148H137L138 146L137 145H131L130 146ZM20 148V147H19ZM89 148V147H88ZM24 149H26V148H24ZM16 150V151H15ZM20 149H18L17 150V145H15V144H0V154L2 155V153H5V152H9L10 153V155L8 154V159L10 158V157H17L19 154H18V152L20 153V155L21 154H23L24 152H20L19 151ZM30 150V149H29ZM49 150V149H48ZM111 150V151H110ZM63 151V150H62ZM117 151V152H116ZM40 152V151H39ZM52 152H53V150H52ZM51 152V153H52ZM57 152H55V153H57ZM93 152H94V150H93ZM26 153H28V151H26L25 152V154ZM50 153V152H49ZM54 153V154H55ZM145 153V152H144ZM144 153H142V151L141 152H138V154L141 156H143L144 155ZM6 154V153H5ZM93 154H95V153H93ZM112 155H113V153H111ZM147 154H149V153H147ZM0 155V157H2ZM53 155V154H52ZM96 155V154H95ZM128 156H129V154H127ZM27 156V155H26ZM28 156H30V155H28ZM55 156V155H54ZM98 156V155H97ZM109 156V155H108ZM115 157L117 156V155H114ZM113 156V157H114ZM5 157H6V155H5ZM5 157H3V158H5ZM87 157V156H86ZM91 157V156H90ZM103 157V156H102ZM112 157V158H113ZM139 157V156H138ZM144 157V156H143ZM220 157V156H219ZM39 158V157H38ZM98 158V157H97ZM111 158V157H110ZM127 158V157H126ZM125 158V159H126ZM128 158H130V156L128 157ZM1 159V158H0ZM8 159H5V161H4V163L2 164L1 163V166H0V190H3V189H6V190H11V192H12V190H14V189H12L13 187H12V184L13 183H16L15 181L18 179V177L23 173V170H25L24 168V166H23V164H24V162H25V164H28V163H31L30 161H27L26 162V160L25 161H23V162H21L22 164L21 165H15V163H14V165L13 164H11L10 163V161L8 160ZM12 158H10V160H11ZM28 159V158H27ZM44 160H43V162H42V164H46L45 162L46 161H48L47 160V157L45 156V158H43ZM102 159V158H101ZM140 159V158H139ZM220 159V158H219ZM19 160V159H18ZM33 160H35V159H33ZM141 160V159H140ZM139 160V161H140ZM40 161V160H39ZM42 161V160H41ZM40 161V162H41ZM83 161H84V159H83ZM100 161H102V160H100ZM118 161V160H117ZM120 161H121V159H120ZM127 161V160H126ZM126 161H124L125 163H126ZM12 162V161H11ZM38 162V161H37ZM99 163V159H98V161H96V159H94V162H90V163H93V165L90 167V169L92 168L93 169V167H96V164H98ZM123 162V161H122ZM130 162H131V159H130ZM133 162H134V160H133ZM20 163V162H19ZM88 163V162H87ZM118 162H116V165L118 166L119 165V163L117 164ZM135 163V162H134ZM138 163V162H137ZM40 164V163H39ZM39 164H38V166H39ZM41 164V165H42ZM127 164H128V162H127ZM59 165V166H58ZM88 165V164H87ZM91 165V164H90ZM115 165V166H116ZM201 165V164H200ZM14 166V167H13ZM15 166H17V167H15ZM35 166H37V165H35ZM55 166H58V167H55ZM120 166V165H119ZM125 165H123V166H121V167H124ZM40 167V166H39ZM52 168V169H51ZM97 168V167H96ZM109 168V167H108ZM200 168H202V167H200ZM206 168V167H205ZM39 169V168H38ZM37 169V170H38ZM48 169V170H49ZM65 168H63V170H64ZM86 169V168H85ZM36 170V169H35ZM62 170V169H61ZM67 170V169H66ZM81 170V169H80ZM83 170V169H82ZM82 170H81V172H82ZM102 170V169H101ZM118 170V169H117ZM123 170V169H122ZM200 170V169H199ZM86 172H87V170H85ZM115 171V170H114ZM119 171V170H118ZM198 171V170H197ZM37 172V171H36ZM72 172V171H71ZM79 172V171H78ZM99 172V171H98ZM117 172V171H116ZM126 172V171H125ZM35 173V172H34ZM73 173V172H72ZM88 173V172H87ZM108 173V172H107ZM115 173V172H114ZM119 173H121L120 174V176L121 175H123L122 174V172H119ZM118 173V174H119ZM124 173V172H123ZM127 173V172H126ZM203 173V172H202ZM37 174V173H36ZM61 174V173H60ZM67 174V173H66ZM96 174V173H95ZM103 174H104V172H103ZM118 174L116 175V177H118ZM53 176H55L54 174H52ZM70 175V174H69ZM78 175H79V173H78ZM82 175V174H81ZM98 175V174H97ZM109 175V174H108ZM205 175V174H204ZM49 176V175H48ZM61 176H62V174H61ZM91 176V175H90ZM95 176V175H94ZM110 176V175H109ZM197 176V175H196ZM207 176H208V174H207ZM32 177H34L33 175H32ZM36 177H37V175H36ZM36 177H34L33 179H36ZM43 177V176H42ZM55 177H57V176H55ZM89 177V176H88ZM114 178V181H117V180H115V177H113V176H110V178ZM123 177V176H122ZM121 177V178H122ZM128 177V176H127ZM126 176L125 177H123L124 179L125 178H127ZM194 177V176H193ZM30 178V177H29ZM51 178V177H50ZM53 178V177H52ZM64 178V177H63ZM71 178V177H70ZM80 178V177H79ZM105 178V177H104ZM31 179V178H30ZM38 179V178H37ZM86 179V178H85ZM85 179H83L82 181H84ZM102 179V178H101ZM208 179V178H207ZM206 179V180H207ZM26 180V179H25ZM66 180V179H65ZM71 180V179H70ZM73 180V179H72ZM79 180V179H78ZM88 180V179H87ZM90 180V179H89ZM88 180V181H89ZM93 180V179H92ZM35 181V180H34ZM45 181V180H44ZM49 181V180H48ZM51 181V180H50ZM120 181V180H119ZM194 181V180H193ZM69 182V181H68ZM68 182H66V183H68ZM94 182V181H93ZM93 182L92 181H89V182H85L86 184H89V185H91L90 187H92L94 184H96V183H94L93 184ZM118 182V181H117ZM38 183V182H37ZM54 183V182H53ZM70 183V182H69ZM68 183V184H69ZM77 183V182H76ZM84 182H82V183H80V186H79V188H82L81 186L83 185V184H85ZM107 183H109V182H107ZM123 183V182H122ZM40 184V183H39ZM48 184V183H47ZM78 184H79V181H78ZM73 185H76L77 187H78V185L77 184H73ZM73 185H71V186H73ZM115 185H118V183L116 184V182H115ZM120 185H121V183H120ZM123 185V184H122ZM121 185V187H119L118 188V191H120V189H122L123 187H124V185H125V183H124V185L122 186ZM192 188H193V191L195 190V185H196V182L194 181L192 184ZM15 186V185H14ZM44 186V185H43ZM126 186V185H125ZM11 187V188H10ZM86 187V186H85ZM89 187V188H90ZM183 187V186H182ZM43 189H44V187H42ZM47 188V187H46ZM79 188L77 189V191H75V193H73V194H67V195H69V196H67V197H65V199H63L64 201L63 202H67V203H71L70 205H72L73 204V206H75L74 208H73V210H74V213L78 216V218H79V220L81 221V220H84V218L86 217V216H93L94 217V214H92L91 212H92V210H93V212L95 211L94 209H91V211L89 212V210H87V212H89V213H87L86 212V209H88V208H85V210H83L84 209V207H86L85 205H87L86 203L84 204V203H82V204H78L77 206L76 205H74V204H77V201H78V198L76 197L77 195H79L78 194V190H79ZM184 188V187H183ZM192 188H190V191L192 190ZM247 189H249V187H246ZM31 189V188H30ZM29 189V190H30ZM61 189V188H60ZM69 189V188H68ZM76 188L74 187V189L73 190H75ZM90 189H92V188H90ZM125 189H126V187H124V189H123V191H122V193L121 192H119L118 193V196H124L125 195ZM19 190V189H18ZM50 190V189H49ZM86 190V189H85ZM106 190V189H105ZM72 191V190H71ZM89 191H91V190H89ZM117 191V192H118ZM189 191V192H190ZM8 192H10V191H8ZM34 192V191H33ZM44 192H45V190H44ZM44 192H42L43 194H42V196H41V198H45V196L44 195H46V194H48V193H44ZM48 192V191H47ZM62 192H64V191H62ZM62 192H60L61 194H62ZM74 192V191H73ZM83 192V191H82ZM92 192V191H91ZM111 192V191H110ZM188 192V191H187ZM32 193V192H31ZM59 193V194H60ZM98 193V192H97ZM121 193V194H120ZM10 194V193H9ZM52 194V193H51ZM59 194H57V197H58V195ZM60 194V195H61ZM83 194V193H82ZM124 194V195H123ZM29 195V194H28ZM54 195H55V193H54ZM66 195V194H65ZM86 194H84V196H85ZM89 195V194H88ZM44 196V197H43ZM56 196V195H55ZM84 196H83V198H84ZM240 196V195H239ZM54 197V196H53ZM62 196H60L58 199L57 198H55V199H52V201L50 202L49 201V199H48V201H49V203L51 204L52 202H53V200L56 202L57 200H59L60 198H61ZM79 197H80V195H79ZM90 197V196H89ZM110 197V196H109ZM47 198V197H46ZM82 198V199H83ZM104 198V197H103ZM121 198H123V197H121ZM85 199V198H84ZM84 199L82 200V202H84ZM102 199V198H101ZM106 199V198H105ZM113 199H115V198H113ZM18 200V199H17ZM85 200H88L89 201V198H87V199H85ZM91 200V199H90ZM93 200H95V197H94V199ZM92 200V201H93ZM108 200V199H107ZM111 200V199H110ZM109 200V201H110ZM122 200V199H121ZM5 201V200H4ZM47 201V200H46ZM61 201V200H60ZM87 201V202H88ZM90 202V203H92L93 204V202ZM10 203V202H9ZM54 203V202H53ZM52 203V204H53ZM121 203V202H120ZM14 204V203H13ZM45 204H47V203H45ZM51 204V205H52ZM56 204V203H55ZM97 204V203H96ZM102 204H103V202H102ZM38 205V204H37ZM101 205V204H100ZM109 205V204H108ZM119 205V204H118ZM36 207V206H35ZM54 207V206H53ZM94 207V206H93ZM119 207V206H118ZM96 208V207H95ZM114 208V207H113ZM39 209V208H38ZM97 209V208H96ZM101 209H102V207H101ZM119 209V208H118ZM33 210V209H32ZM67 210H71L70 208L69 209H67ZM67 210H64L65 212H63V213H66L67 214V212H69V211H67ZM72 210V211H73ZM100 210V209H99ZM262 212L264 211V209H260ZM61 211V210H60ZM71 211V212H72ZM109 211H112V210H109ZM259 211V210H258ZM96 212V211H95ZM104 212H105V209H104ZM73 213V212H72ZM73 213V214H74ZM87 213V214H86ZM97 213V212H96ZM99 213V212H98ZM113 213V212H112ZM118 213V212H117ZM123 213V212H122ZM43 214V213H42ZM89 214H91V215H89ZM116 214V213H115ZM119 215H121V214H119ZM98 216V215H97ZM104 216V215H103ZM114 216V215H113ZM38 217H40V216H38ZM68 217V216H67ZM73 217V216H72ZM28 218V217H27ZM69 218V217H68ZM86 218H88V217H86ZM86 218H85V220H86ZM95 218V217H94ZM107 218H109V217H107ZM72 219V218H71ZM96 219V218H95ZM94 219V220H95ZM100 219H101V217H100ZM106 219V218H105ZM110 219V218H109ZM93 220V222H97V220H95L94 221ZM68 222V221H67ZM72 222H74V221H72ZM71 222V223H72ZM77 222V221H76ZM75 222V223H76ZM85 222H87V221H83L82 223L85 225ZM102 223V221H99V223ZM64 223H65V221H64ZM75 223H73V224H75ZM105 223V222H104ZM115 223V222H114ZM260 223V222H259ZM52 223H50V225H51ZM67 224H69L70 225V222L69 223H67ZM82 224V225H83ZM37 225V224H36ZM68 225V226H69ZM77 225L78 226H74V228L70 231V233L72 234V236H73V238H76V239H74L75 241H76V243H79L78 245H75V246H77L76 247V253L75 254H68L67 255V253L69 252V251H66L67 253H64V254H66V255H64L63 256V254H62V256L65 258L66 256L68 257V258H70L68 261H66V263L67 262H72V261H74V260H78V258H79V256H80V258H82V261H83V263H82V261H81V259H80V262L82 263V264H111V258L114 256L113 255V245H112V243L113 242H101L100 240V242H97V240L96 239H98L97 237L98 236H96L95 237V240H96V242L95 241H93L94 240V236H92L91 234H87V235H84V240H85V242L83 241V240H81L83 237L81 236L82 234H81V229H80V227H81V222H78L77 223ZM83 225V229L84 230H88L87 228L91 225V224H89V226L88 225H85L84 226ZM102 225H103V223H102ZM122 225V224H121ZM6 226V225H5ZM11 226V225H10ZM67 226V225H66ZM73 226V225H72ZM99 226V225H98ZM49 227V226H48ZM70 227V226H69ZM122 227V226H121ZM82 228V227H81ZM100 228H101V226H100ZM99 228V229H100ZM112 228V227H111ZM95 229V228H94ZM101 229H105L104 227L103 228H101ZM36 230V229H35ZM66 230V229H65ZM64 230V231H65ZM113 230H115V229H113ZM124 230V229H123ZM116 231H118V230H116ZM125 231V230H124ZM248 231H250V230H248ZM247 231V232H248ZM6 232V231H5ZM85 232V231H84ZM93 232H95V231H93ZM114 232V231H113ZM13 233V232H12ZM60 233V232H59ZM95 233H98V230H97V232H95ZM109 233V232H108ZM116 233V232H115ZM124 233V232H123ZM84 234H86V233H84ZM94 234V233H93ZM1 235H3V234H1ZM98 235H100L99 233H98ZM68 236H70V235H68ZM68 236L67 235H65L64 237L66 238V240H69V238H68ZM72 236H70L71 238L70 239H72ZM80 236L82 237L81 239H80V241H78L77 242V240H79V238H80ZM156 236V235H155ZM25 237V236H24ZM35 237V236H34ZM56 237V236H55ZM63 237V238H64ZM102 237V236H101ZM112 237V236H111ZM1 238H2V236H1ZM40 238V237H39ZM64 238V239H65ZM88 238V241L90 242H88V243H86V239ZM107 238V237H106ZM47 239V238H46ZM102 239V238H101ZM116 239H117V236H116ZM73 239H72V241H74ZM110 240V239H109ZM113 240V239H112ZM69 241H71V240H69ZM83 241V242H82ZM102 241H104V240H102ZM116 242H119V241H117V240H115ZM114 241V242H115ZM39 242V241H38ZM55 242V241H54ZM7 243V242H6ZM5 243V245H7ZM37 243V242H36ZM61 243V242H60ZM63 243V242H62ZM69 243V242H68ZM68 243H66L65 242V244L66 245H68ZM109 243H111V245L112 246H110L109 245ZM59 244V243H58ZM64 243L63 244H61L62 246H64L65 245ZM70 244V243H69ZM72 244H74V242L72 243ZM114 244V243H113ZM118 244V243H117ZM22 245H23V243H22ZM56 245V244H55ZM61 245H58V247H62ZM65 245V246H66ZM25 246V245H24ZM46 246V245H45ZM47 246H49V245H47ZM70 246H72V245H70ZM115 246H118V245H115ZM121 246V245H120ZM49 247H51V246H49ZM67 247H69V246H67ZM67 247H64L66 250H68L67 249ZM112 247V248H111ZM119 247V246H118ZM24 248H26V246L24 247ZM43 248L44 247H41L40 248V250H43ZM52 248V247H51ZM50 248V249H51ZM70 248V247H69ZM71 248H73V247H71ZM115 248V247H114ZM121 248V247H120ZM27 249V248H26ZM48 249V248H47ZM59 249V248H58ZM65 249H64V251H62V252H65ZM18 250V249H17ZM61 248H60V252H61ZM37 251V250H36ZM39 251V250H38ZM37 251V252H38ZM44 251V250H43ZM71 251V250H70ZM75 251V250H74ZM36 252V253H37ZM41 252V251H40ZM45 252H46V250H45ZM44 252V253H45ZM59 252V251H58ZM57 252V253H58ZM83 253V255L81 254V253ZM114 252H116V251H114ZM26 253V252H25ZM39 253V252H38ZM47 254V253H46ZM54 254H55V252H54ZM116 254V253H115ZM22 255V254H21ZM20 255V256H21ZM60 255V254H59ZM117 255V254H116ZM115 255V256H116ZM42 256H45V258H46V260L45 261H47L48 262V259L52 256V254L51 253H49V254H47V255H42ZM54 256V255H53ZM52 256V257H53ZM84 256L86 257V258H84ZM22 257V256H21ZM55 257H56V255H55ZM60 257V256H59ZM63 257H62V259H63ZM73 257V258H72ZM76 257V258H75ZM228 258L227 259H229L230 260V256H227ZM23 258V257H22ZM44 258V257H43ZM44 258V259H45ZM67 258V259H68ZM72 258V259H71ZM75 258V259H74ZM83 258H84V260H83ZM114 258H116V257H113V259ZM37 259V258H36ZM43 259V260H44ZM22 260V259H21ZM58 260V259H57ZM56 259H55V261H57ZM36 261V260H35ZM42 261V260H41ZM45 261H43V263H45ZM65 261H60V259L58 260V262H63V264L65 263ZM76 261H74V263L76 264ZM114 261V260H113ZM112 261V262H113ZM32 262V261H31ZM39 262V261H38ZM57 262V263H58ZM264 261H262V263H263ZM53 263V262H52ZM57 263H55V264H57ZM37 264H41V263H37ZM49 264V263H48ZM60 264V263H59ZM72 264V263H71ZM264 264V263H263Z\"/></svg>",
    "mask_w": 264,
    "mask_h": 264
},
{
    "label": "flooded vegetation",
    "instance_id": "flooded-vegetation-1",
    "mask_svg": "<svg viewBox=\"0 0 264 264\" xmlns=\"http://www.w3.org/2000/svg\"><path fill=\"white\" fill-rule=\"evenodd\" d=\"M262 121L259 122V118H256L251 122L248 129V131L253 130L252 142L253 145L256 144L259 147L257 152H259L260 157L254 156L251 158L254 161V163L250 161L252 166L250 167L248 165L242 171V176L246 180H249L251 177L253 178L252 184L247 190H245L246 183L242 181L243 192L249 193L247 194V198H242L236 201L237 203L235 204L231 203V200L227 201V199L221 200L220 202L213 201L207 213L204 215L199 214V212L197 213L198 216L200 215L199 217L191 218L187 211H181L177 217H174L172 224H170L171 227L169 226V230H166L162 235L159 233L156 236L157 238L160 235L157 240L155 239L157 242H160L154 249L156 264H166V258L172 256L177 251L170 244L173 241L165 236L172 233H181L185 228L191 229L190 234L182 240H174V242L185 243L186 250L184 258L182 261H174L170 264H212V261L224 260L227 256H230L229 264H233L236 256L244 251L245 242L252 235L262 230L264 226V211L259 225L257 227H248L242 232L241 237L237 241L234 239L237 224L228 219L230 218L232 220L234 216V221L242 220L240 212L246 211L248 212L247 218L251 220L254 212L264 209V122ZM245 144H247V141H245ZM254 178L256 179L254 180ZM236 179L235 177L234 180ZM251 199L252 201H250ZM192 223H204L202 232L199 233L198 229H195ZM226 242H230V245L227 247H225ZM164 245L168 247L166 250Z\"/></svg>",
    "mask_w": 264,
    "mask_h": 264
},
{
    "label": "water",
    "instance_id": "water-1",
    "mask_svg": "<svg viewBox=\"0 0 264 264\" xmlns=\"http://www.w3.org/2000/svg\"><path fill=\"white\" fill-rule=\"evenodd\" d=\"M247 144L250 145L253 142V136L252 133L250 132L247 135ZM223 211V209H221ZM229 213V212H227ZM231 214V213H230ZM241 215V219L242 220H236L234 221L235 217H232V220L230 218H228L230 221H232L233 223H236V233H235V238L236 241L239 240V238L241 237V234L244 230H246L248 227H257L259 225V222L263 216V212L261 210L256 211L252 214V218L251 220H249L247 218L248 212L243 211L240 212ZM245 215V217H243ZM243 217V218H242ZM194 224L193 226H195V229H198V232L201 233L202 232V228H204V223H192ZM191 232L190 228H185L183 229V231L181 233H172V234H167L165 237L168 239H171L170 244L177 250L172 256L169 257V261L174 262V261H182L185 255V243L184 242H174V240H182L184 238H186ZM230 242H226L225 243V247L229 246ZM228 257L224 258V260L222 261L220 260H215L212 261V264H229V259H227Z\"/></svg>",
    "mask_w": 264,
    "mask_h": 264
}]
</instances>
